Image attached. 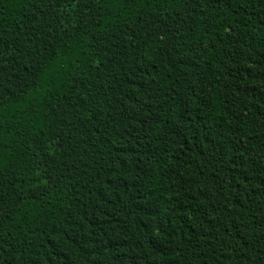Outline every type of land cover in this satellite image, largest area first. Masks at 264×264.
<instances>
[{"label": "trees", "instance_id": "obj_1", "mask_svg": "<svg viewBox=\"0 0 264 264\" xmlns=\"http://www.w3.org/2000/svg\"><path fill=\"white\" fill-rule=\"evenodd\" d=\"M0 264H264V0H0Z\"/></svg>", "mask_w": 264, "mask_h": 264}]
</instances>
